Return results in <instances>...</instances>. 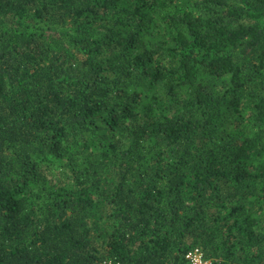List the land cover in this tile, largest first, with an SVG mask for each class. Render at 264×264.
<instances>
[{
	"label": "trees",
	"instance_id": "1",
	"mask_svg": "<svg viewBox=\"0 0 264 264\" xmlns=\"http://www.w3.org/2000/svg\"><path fill=\"white\" fill-rule=\"evenodd\" d=\"M264 264V0H0V264Z\"/></svg>",
	"mask_w": 264,
	"mask_h": 264
},
{
	"label": "built area",
	"instance_id": "2",
	"mask_svg": "<svg viewBox=\"0 0 264 264\" xmlns=\"http://www.w3.org/2000/svg\"><path fill=\"white\" fill-rule=\"evenodd\" d=\"M188 264H213V260L205 257L201 248H194L186 255ZM103 264H113L112 262H105ZM120 264V263H117Z\"/></svg>",
	"mask_w": 264,
	"mask_h": 264
}]
</instances>
